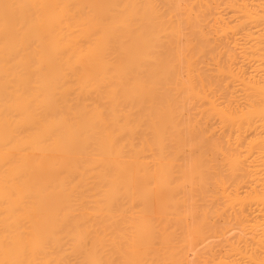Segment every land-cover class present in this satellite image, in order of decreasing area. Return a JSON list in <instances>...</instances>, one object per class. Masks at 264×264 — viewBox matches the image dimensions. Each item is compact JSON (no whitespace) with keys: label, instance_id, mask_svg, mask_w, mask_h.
I'll return each mask as SVG.
<instances>
[{"label":"bare ground","instance_id":"bare-ground-1","mask_svg":"<svg viewBox=\"0 0 264 264\" xmlns=\"http://www.w3.org/2000/svg\"><path fill=\"white\" fill-rule=\"evenodd\" d=\"M203 1L0 0V264H189L206 139L230 149L215 153L231 177L214 178L213 198L233 210L232 235L264 237V39L234 34L219 70L248 91L240 122L258 126L202 135L235 118L207 99Z\"/></svg>","mask_w":264,"mask_h":264},{"label":"rangeland","instance_id":"rangeland-1","mask_svg":"<svg viewBox=\"0 0 264 264\" xmlns=\"http://www.w3.org/2000/svg\"><path fill=\"white\" fill-rule=\"evenodd\" d=\"M204 1H203L205 3L204 5H208V7L210 6L209 8L207 6H204L205 7V10H204L205 11L204 12V18H205L204 23L205 24L203 27V28H205V31H204V34L206 35L205 39L207 38L206 41L204 39V46H205V43H206V46L208 45L207 48H206V46L204 47V56H205V58H204V60H205L204 61V71L206 73L205 75H206V78H207L206 80L208 81V84H209V82L212 83V86L210 88H207V90H206L207 99L208 100H211V99L216 100L217 104H219L220 111H222L224 114L232 113L233 117H235L234 121H229L228 123L221 121V116L219 114L215 115L214 117H211L208 121L209 122L208 124H210V125H208V128L207 127H206V129L204 128L205 130L203 129V134H202V130L199 131V132H201L202 135L206 134L205 136H207L210 139V135L213 134V132H214L213 130L215 127H255V126H258L257 124H259L258 122H256V120H252L250 124H247L245 122H240V120H239L240 115L242 114V112H246V110L248 109L249 101H248L247 95H246V94H248V91L244 90L243 87L241 86V84L239 82H237L235 79H233L229 73L226 72V74L223 75V73L219 72V70H221V68L224 66L225 67L229 66L230 62L232 60V57L235 56V54L236 55L238 54L239 50H235L234 43H233L234 34H236V36H238L237 34L239 33V35H241L243 33V31L245 33L250 31V30L252 32L254 31V33H257L256 31H259L255 35L256 38H254L255 36L252 35V37L254 36L253 38H251L252 39L251 41H253V42H251L250 39H248V41L250 42V44L251 43L253 44L255 42L253 39H256V41L258 42V40L261 39V37H262V39H261L262 41L259 40V44L261 42L263 43L264 31H262V30H264V24L262 25L261 23L264 22V0H218V2L216 0H213V1L204 0ZM213 2H216V3H213ZM215 9H216V12H218V13L215 12ZM219 14L222 17L221 18L219 16V18L221 20L218 19ZM212 15H214V16L216 15V16L214 17ZM245 15H248L249 18L247 19V16H245ZM244 16H245V18H243ZM251 16H252V18H251ZM234 19L236 22L234 21ZM238 20H239V22H238ZM245 23H247L246 25H248V26H246ZM249 24H250V27L252 25L253 26L250 28ZM256 24H257V26H256ZM258 25L259 26L262 25V26L259 27ZM232 26H233V28H232ZM241 26H243V28ZM244 28L245 29L249 28V30L246 29L247 30L246 31ZM241 30H242V32H241ZM233 32H235V33H233ZM259 34L261 35V37L259 36ZM255 44L256 43H254L253 45H255ZM212 58H214V59H212ZM231 69H232V66H231ZM233 70L235 71L234 66H233ZM212 127H214V128H212ZM204 131H205V133H204ZM210 133H212V134H210ZM251 138H249L244 143L243 147L240 149L241 155H246L247 153L251 152L252 150H255L256 144L253 143V141H252L254 138H252V139ZM205 139H206V137H205ZM209 141H210V144H209ZM209 141H207V139H206L204 142V146L206 145L204 147V149L207 151L205 153H207V154L209 153L208 154L209 156L206 157L204 160V162H205L204 164L208 170V172L205 173V176L208 178V179H206L207 180L206 184H207V182H208V184H207V186H205L206 184L201 186L202 189L199 188L200 190H202L201 192H203V195H205V197H202L204 199L201 198L202 199L201 200L200 197H198V194H199V196H201L200 195L201 193L198 192L199 189H198V191L196 190L197 192H195V188H193L194 186L192 185V187L190 188L191 189L190 190V198H191L190 204L192 206L191 208H194V207L196 208V206H197V208L199 207L198 211L200 210L199 211L200 215L204 211V213L205 212L208 213V215L212 216V218L210 216L208 217V215H206V224L204 226L205 227L204 228V230H205L204 231L205 232L204 233V241L200 242V246H199L200 257H198V258L196 257V255H194L195 251L193 249L194 248L193 243H195L194 242L195 240L193 239L194 230L192 231V229L194 228L193 222H195V221L190 222V227H191L190 232L192 231L191 235H193V236H191L192 239L190 237V244H192L191 246L193 249V250L191 249L190 252H193V253L190 254V257L188 258V262L190 260L189 264H249V262L251 261L250 260L251 258H249V256H251V255H249V253H247V252L252 251L255 254V256H253V255L252 256L256 257V259H257L256 260L251 256L253 258L252 260L255 261L256 264L257 263L260 264V262H261V264H264V261L259 262V260H261V259H259L260 257L262 258V260H264V248L262 249L260 247L261 246L260 244H262V247H264V243H263L264 237L257 235V237L252 239L253 241H251V239H246V240H250V241L249 242L246 241V243H245V241L244 242L242 241V243L240 244V242H238L237 236L234 234L232 235V233H231L232 224L229 222V219H230V221H232V219H233V217H232L233 210L230 207H224L222 204L218 205V203H217L218 201L216 200V198H213V196L216 197L215 193H216V189H217L216 187L217 186H216V184L214 185V181L217 180V177L220 178L222 176V178H220V180H223L224 175H225V178L226 179L228 178V180H229V178L231 176L226 177V176H229V173H228L229 168H228V162L225 161L226 156H223L224 153L227 154L226 150L229 148L227 146H226L227 148H225L222 142H221V146L219 147L218 144L220 142L215 141V145H216V142H218L217 143L218 148H217L215 145H213L211 143L212 142L211 140H209ZM211 145L213 147L215 146L218 149V152H217V149H215V147L211 149V147H212ZM221 147L225 149L223 152H221L223 154H221V155L217 154L216 155L215 153H220V151H222ZM209 150H210V152H212V155L209 152ZM213 150H214V152H213ZM228 152H230V149L228 150ZM192 154L193 153H191L190 156ZM213 154H215L216 156L219 157L218 160H215V159H217V157L214 156ZM193 156H194V154L191 156L192 158L190 159V162L192 159H194ZM222 158H224L223 161L221 160ZM193 162H191V164ZM219 173H221V174L227 173V174L221 175ZM210 174H211V176H208ZM218 174L220 175V177ZM256 177H258L260 179V180L258 179L260 181L259 184L264 182V172L258 174ZM214 178H215V180H214ZM210 180L213 183L212 182L210 183ZM258 180H256V182H258ZM227 183L230 184L229 181H227ZM223 184L226 185L225 182L222 183V185ZM228 186H230V185H228ZM259 186L262 187L263 185H259ZM261 187L260 188L257 187L258 192H259V189H262ZM203 188L205 191L203 190ZM226 188H228V187H226ZM260 191H261L260 193H262V192L264 193L263 190H260ZM194 194L197 195L198 200L196 203H191V202H195L194 200H196V196ZM258 195H259V193H258ZM206 196H207V198H206ZM211 196H212V199H211ZM262 196L263 195H261V197ZM259 197H260V195H259ZM262 198L261 199L264 200V196ZM262 200H260V202ZM209 203H211V204H209ZM195 204H196V206H195ZM209 207H210V209H209ZM205 209H206V211H205ZM213 210H214V212H213ZM211 212H212V214H211ZM215 212H217L220 215L216 216ZM192 213L193 212L191 210V218H192V220H194L193 219L194 215ZM202 215L200 217H202ZM248 219L251 220L252 217H248ZM255 220L251 221V222H255ZM258 220H256V221H258ZM208 221H209V223H208ZM259 222L262 223L263 221L259 220L258 223ZM223 231L225 232L224 234H223ZM254 236H256V235L254 234ZM248 237L253 238V236H248ZM260 238H262L263 240ZM257 241H260V242L262 241V243L259 242L260 244L257 245L258 243H254ZM225 242L226 243L230 242V244H232V245H230L229 243H227V244H229V245H227V244H225ZM237 242L239 243V245ZM223 243L225 244L224 247H223ZM251 243H252V245H251ZM246 244L249 245V247ZM252 246H253V250L251 249ZM211 247H212V249H211L212 251L208 250V248H211ZM257 247H259V248H257ZM249 248L251 249L250 251H249ZM256 248L261 249V252H259L260 250L258 251ZM255 249L257 250L256 252H254ZM251 264H254V263H251Z\"/></svg>","mask_w":264,"mask_h":264}]
</instances>
